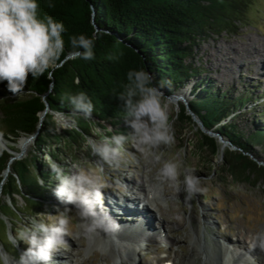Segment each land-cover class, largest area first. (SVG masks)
Returning <instances> with one entry per match:
<instances>
[{
    "label": "rangeland",
    "instance_id": "rangeland-1",
    "mask_svg": "<svg viewBox=\"0 0 264 264\" xmlns=\"http://www.w3.org/2000/svg\"><path fill=\"white\" fill-rule=\"evenodd\" d=\"M245 11L246 24H237L233 30L210 33L197 41L193 54L185 62L193 63L201 72L185 81L174 94L168 95L174 97L173 101L162 91L161 103L168 111L175 142L172 145L161 146L158 150L163 152L164 159L161 161H155L148 152H141L131 142L126 143L117 155L107 161L91 151L89 139L98 142L102 138L95 134V128L99 127L102 135L108 137L113 134L106 131L108 126L113 128V132L128 134L131 131L122 118L96 122L90 133L80 137L73 152L64 143V138L67 137L68 130L76 128V124L72 117L63 113H56V125L50 131V141L45 148L36 146L38 134L21 138L0 136V146L7 147L8 152L13 155V161L37 158L38 162L43 164L42 169L50 172L51 179L49 160H55V154L68 152V156L58 157V163L67 171L84 170L99 175L104 185L101 196L105 194L127 197L130 194H138L143 199L149 194L148 190L156 192L157 199L144 200L154 209L152 213L158 223L162 222L163 229L156 235L158 238L152 237V240L147 238L152 242L139 240L129 236L132 235L127 232L130 231L129 228L125 227L127 230H124L125 233L115 232L105 222L93 224L88 219L79 218L74 212H69L70 235L66 237L68 246L55 254V262L114 264L116 260L117 264H264V249L252 247L256 239L264 235V179L257 185L237 181L222 165L223 159H220L219 155L214 157L210 150L202 147L199 129L192 122H181L179 119L181 106H186V103L194 98L195 85L206 79L216 88L227 90L230 96L241 94L250 96L245 106L238 108L230 119H224L222 123L230 120L245 136L255 131L256 123L264 124V63L251 62L253 58L244 53L240 66L235 61L233 53L242 51L243 43L247 42L246 46L253 49L258 46L254 39L264 41V0H249ZM227 67L232 69L230 75L225 74ZM1 86L0 84V90H5ZM182 89L187 91L186 97H176L175 95ZM27 94L28 91L24 87L18 93L7 92L6 97L17 99ZM22 138L29 141L27 151L19 146ZM247 153L264 166L262 146L255 145L253 151ZM167 160L179 162L181 171L189 167L195 168L205 191L190 199L183 190L182 183L162 179L159 176V169ZM12 171L11 166L4 171L5 179ZM180 180L182 181V176ZM52 181L49 192L45 194L46 197L41 200L42 204L37 209H34L35 205L30 202L28 195L17 197L21 217L5 205L11 204V198L6 197L1 191L0 207L9 214L3 216L9 236L17 234L14 229L21 230L39 217L55 219L57 211L55 206H59L61 211L64 210V205L54 194L56 181L53 179ZM145 183V187L149 185V188L144 187ZM16 217H19L20 221L16 220ZM104 238L109 240L107 246L103 244ZM8 241L5 226L0 221V264H18L20 253L26 245L20 242L19 246H12ZM111 243L123 246V254L127 252L125 245L126 248L128 246L137 248L136 254L131 261H122L120 256L114 260L111 255L113 250L110 247ZM165 252L171 254L168 257L169 262Z\"/></svg>",
    "mask_w": 264,
    "mask_h": 264
},
{
    "label": "trees",
    "instance_id": "trees-1",
    "mask_svg": "<svg viewBox=\"0 0 264 264\" xmlns=\"http://www.w3.org/2000/svg\"><path fill=\"white\" fill-rule=\"evenodd\" d=\"M53 3L55 6L49 7L47 0H40V12L65 23V51L45 74L38 78L29 74L25 97H6L10 91L7 81L0 83L5 89L0 90V136L21 138L39 131L36 146L45 148L50 141V131L56 125V113H63L76 124L64 138L73 152L80 137L90 133L96 122L122 118V102L116 94L129 69L144 67L154 75L161 91L166 95L175 93L185 81L201 72L193 63L185 62L193 54L197 41L210 33L246 24L249 0H53ZM81 33L88 36L99 33L94 60L77 58L71 47V36ZM114 56L119 59H111ZM81 90L86 91L95 104L91 119L76 113L68 103V96ZM228 93L203 79L195 85L194 98L188 105L206 128L219 132L241 149L239 153L228 152L225 167L237 181L253 183L264 178V166L258 167L244 152L253 151L255 145L264 149V124L256 123L255 131L245 136L230 120L222 123L250 99L247 94L230 96ZM181 110V122L191 119L186 106L182 105ZM203 137L216 151V140L207 135ZM67 153L55 154L53 161L58 162V157L68 156ZM12 158L7 147L0 146V188L11 198V204L5 205L21 217L17 197L28 195L37 209L53 181L37 158L14 161ZM9 166L13 171L5 179L4 171ZM39 178L45 181L44 186L38 183ZM8 215L0 207V221L9 240L3 217ZM19 217L16 220L20 221ZM8 242L14 246L10 240Z\"/></svg>",
    "mask_w": 264,
    "mask_h": 264
},
{
    "label": "clouds",
    "instance_id": "clouds-1",
    "mask_svg": "<svg viewBox=\"0 0 264 264\" xmlns=\"http://www.w3.org/2000/svg\"><path fill=\"white\" fill-rule=\"evenodd\" d=\"M47 3L49 7L55 6L53 0H47ZM66 32L62 20L41 14L40 0H0V83L7 81V88L18 93L25 87L29 74L33 78L45 74L64 53ZM98 36L99 33L71 36L70 44L77 58L95 59ZM111 59L118 60L119 57ZM161 95V85L156 83L152 73L144 67L129 69L116 96L122 102V119L131 131L128 134L113 132L108 126L106 131L113 133L108 137L97 127L95 134L102 138L98 142L89 139L91 151L107 161L131 142L141 152H148L155 161L164 159L163 152L158 150L161 146L172 145L175 136L168 111L161 103ZM67 99L72 110L87 119L92 118L95 104L86 91L70 94ZM49 165L52 179L56 181L54 194L64 205V210L55 206V219L39 217L22 227L15 236H9L14 245L19 246L20 242L26 245L18 264H53L55 254L68 246L69 212L93 224L104 221L99 212L104 187L101 177L84 170L67 171L56 161L49 160ZM159 176L182 183L190 199L205 191L197 170L189 167L181 171L177 161H165L159 169ZM38 183L44 186L45 181L39 178ZM252 247L264 249V235L259 236Z\"/></svg>",
    "mask_w": 264,
    "mask_h": 264
},
{
    "label": "bare ground",
    "instance_id": "bare-ground-1",
    "mask_svg": "<svg viewBox=\"0 0 264 264\" xmlns=\"http://www.w3.org/2000/svg\"><path fill=\"white\" fill-rule=\"evenodd\" d=\"M254 40L258 43L257 47L254 46L255 48L252 49L249 46H246V43H247L246 42V43H243V45H242L243 46L242 51H233V53L235 55L234 59L238 65L242 66L241 64L243 63L242 61L244 59V53H247L249 57L253 58V60L251 62H262V63H264V41L259 40V39H254ZM215 56H216V52H215ZM230 67H227L225 69V74L230 75L232 73V69ZM258 70H260V68ZM186 95H187V91L185 89H182L175 96L176 97L179 96V97L183 98V97H186ZM28 145H29V141L26 140V138H22L21 142L19 143V146L21 148L25 149V151H27ZM227 146L224 143H222V148L224 151L226 150ZM118 176L119 175H117V177ZM145 185H146V183L144 184V187H145ZM147 186L148 187H145V188H149V185H147ZM105 190H108V189L105 188ZM126 192H125V194H126ZM0 195H1V193H0ZM148 195L149 194H147L145 196V198L150 197ZM130 200L131 199H128V198L123 199L121 197H119L117 199L116 196H113V195L108 196V195L104 194L102 196V203L99 206V212H100L101 216L104 217L103 222H105L107 224V226L115 232L125 233L124 230H126V228H129L130 231H127V230L126 231L131 233L132 235H129V236H133V238H144L145 237V238H148L150 240H152V237L157 238V236H154V235H158V232L161 229H163L162 222L158 223V221L156 220V216H154L150 207H147V208L142 207V209H139L140 207L137 206V204H135L134 202H131ZM171 231H173V230H171ZM151 232L154 235H152ZM238 234H239V232L237 233V235ZM100 235H102V234H100ZM123 235H126V234H123ZM172 235H173V233H172ZM108 243H109V240L105 239L103 244L105 246H107ZM110 247L113 249L111 251V255L114 257V260L118 256H120L122 258V261H125V262H127L129 260L131 261L133 259L134 255L136 254L134 251V248L132 246H128L126 248V245H125V249L127 250V252L125 254H123V251H122L123 246H119L115 243L114 244L111 243ZM85 264H88V263L85 262ZM114 264H117L116 260H115Z\"/></svg>",
    "mask_w": 264,
    "mask_h": 264
},
{
    "label": "water",
    "instance_id": "water-1",
    "mask_svg": "<svg viewBox=\"0 0 264 264\" xmlns=\"http://www.w3.org/2000/svg\"><path fill=\"white\" fill-rule=\"evenodd\" d=\"M95 23V22H94ZM97 27V26H96ZM161 93H162V91H161ZM167 96V98H169L171 101H173V99L172 98H174V97H172V96H168V95H166ZM186 109H187V114L191 117V119H186V122H192L198 129H199V131H200V141H201V143H203L204 145H203V147L205 148V149H207V150H210L209 152L214 156V157H216V156H218L219 155V157H220V159H223V162H222V165L225 167L226 166V164H227V162H226V158H227V155H228V152H235V153H239L240 151H241V149L239 148V147H237L235 144H233L232 143V141L231 140H229L228 138H226V137H224L222 134H220V133H217V132H215L213 129H208V128H206L205 127V125H204V123L202 122V120L191 110V108L189 107V105H188V103H186ZM182 111V110H181ZM180 114H182V112L180 113ZM45 116V113L44 114H42V116H41V119H43V117ZM38 132L39 131H37L36 133H34L33 135H35V134H38ZM205 135H207V136H209V137H212V138H214L215 140H216V142H217V146H216V151H213V149H212V146L211 145H209L208 143H205L204 142V137L203 136H205ZM27 137V136H26ZM225 138V139H224ZM221 142H223V143H225V144H227L228 145V147L227 148H229V150H223V148H222V143ZM220 143H221V145H220ZM226 148V149H227ZM237 149H239L240 151H236ZM244 155H248V153L247 152H244ZM249 158L251 159V160H253L255 163H257V166L258 167H263V165H260V163L258 162V161H256V160H254L253 158H251L250 156H249ZM12 160H13V158H12ZM226 168V167H225ZM228 168V167H227ZM9 169V167H7V169L6 170H8ZM251 177L252 178H254V175H252L251 174ZM261 179H264V178H261ZM260 179V180H261ZM260 180L259 181H256V182H253V184H255V185H257L259 182H260ZM252 184V183H251ZM1 191H2V188H0V193H1Z\"/></svg>",
    "mask_w": 264,
    "mask_h": 264
}]
</instances>
